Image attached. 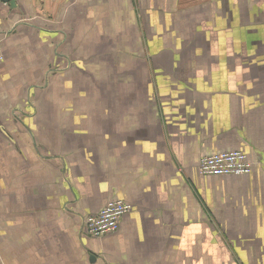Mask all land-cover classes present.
<instances>
[{
    "label": "crops",
    "instance_id": "0c3cea01",
    "mask_svg": "<svg viewBox=\"0 0 264 264\" xmlns=\"http://www.w3.org/2000/svg\"><path fill=\"white\" fill-rule=\"evenodd\" d=\"M0 39V80L18 89L67 81L95 47L132 79L142 64L141 78L180 81L2 106L0 264H264V0L0 1ZM226 151L252 172L199 174ZM113 199L131 212L90 238L87 216Z\"/></svg>",
    "mask_w": 264,
    "mask_h": 264
},
{
    "label": "rangeland",
    "instance_id": "374dc122",
    "mask_svg": "<svg viewBox=\"0 0 264 264\" xmlns=\"http://www.w3.org/2000/svg\"><path fill=\"white\" fill-rule=\"evenodd\" d=\"M107 51V53L105 52ZM109 48L108 47H95L86 48L87 56L83 58V63H73L71 64L70 72L73 75L66 81V79L61 78V74L54 78L53 80H48V85L38 83L35 81L30 87L24 89H18L15 84L20 82L19 80H12L11 83H7L4 79L0 80V113L3 111V107L6 103L20 102L25 103L27 101L33 103H52V104H65L69 101L74 103H94V102H105L109 103L111 100L113 102L119 101L121 98L126 96L125 90H158L161 86H166L170 89L175 86L180 85V81L177 79H163L157 80L154 78L146 79L141 78L143 72L141 70L142 64H137V71H139V78H133L134 73L126 72L125 70L116 72V63L113 64L109 59ZM77 53V48L71 53L73 55ZM89 55L91 56H88ZM56 65V63H55ZM58 65V64H57ZM54 70H60V66H57ZM121 65H134V64H121ZM80 67L78 74L77 68ZM84 67V70L82 69ZM132 67V66H131ZM136 67V66H135ZM77 70V71H76ZM140 71L142 72L140 74ZM151 85L149 87V82ZM74 87L76 90H74ZM188 89V88H187ZM48 90V91H46ZM65 90H73L67 92ZM79 90V91H78ZM31 93L29 96L31 99L25 95L26 92ZM122 92L121 95L115 96L111 94L112 92ZM20 94L21 100H14L17 94ZM86 111V110H85ZM53 117L55 119L62 118V112L60 110H52ZM90 114L93 112L91 109ZM2 115H0L1 117ZM94 117V113L89 115ZM54 129H57L54 127Z\"/></svg>",
    "mask_w": 264,
    "mask_h": 264
},
{
    "label": "built area",
    "instance_id": "2783aa9c",
    "mask_svg": "<svg viewBox=\"0 0 264 264\" xmlns=\"http://www.w3.org/2000/svg\"><path fill=\"white\" fill-rule=\"evenodd\" d=\"M3 61L2 40L0 39V66ZM254 163L241 151H226L203 156L198 164V172L204 177L246 176ZM132 210V206L122 200L113 199L96 214L87 216L85 228L90 238L99 239L119 230L121 219Z\"/></svg>",
    "mask_w": 264,
    "mask_h": 264
},
{
    "label": "water",
    "instance_id": "95a60500",
    "mask_svg": "<svg viewBox=\"0 0 264 264\" xmlns=\"http://www.w3.org/2000/svg\"><path fill=\"white\" fill-rule=\"evenodd\" d=\"M2 3L11 4L13 5L14 0H0Z\"/></svg>",
    "mask_w": 264,
    "mask_h": 264
}]
</instances>
